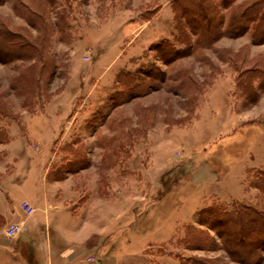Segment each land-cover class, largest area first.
I'll list each match as a JSON object with an SVG mask.
<instances>
[{
  "label": "rangeland",
  "instance_id": "374dc122",
  "mask_svg": "<svg viewBox=\"0 0 264 264\" xmlns=\"http://www.w3.org/2000/svg\"><path fill=\"white\" fill-rule=\"evenodd\" d=\"M181 1L0 0V175L20 152L37 161L65 205L100 229L88 245L116 262L126 254L118 264H246L224 243L226 227L197 218L232 202L264 213L250 183L264 169V91L245 106L236 87L239 72L264 62V43L252 30L193 35L175 20ZM223 1L212 19L220 32L253 0ZM3 33L43 57L17 59ZM234 243L264 264V234Z\"/></svg>",
  "mask_w": 264,
  "mask_h": 264
},
{
  "label": "crops",
  "instance_id": "0c3cea01",
  "mask_svg": "<svg viewBox=\"0 0 264 264\" xmlns=\"http://www.w3.org/2000/svg\"><path fill=\"white\" fill-rule=\"evenodd\" d=\"M60 129H51L46 135L60 133ZM25 156L20 152L9 159L10 172L0 175V264H118L126 258L119 251L116 262L112 252L103 257L97 243L88 245L100 229L82 220L79 207L68 208L66 194L58 196L59 181H49L37 170V161ZM25 202L34 208L30 214L22 207ZM10 224L18 226L12 235L6 233Z\"/></svg>",
  "mask_w": 264,
  "mask_h": 264
},
{
  "label": "trees",
  "instance_id": "16d2710c",
  "mask_svg": "<svg viewBox=\"0 0 264 264\" xmlns=\"http://www.w3.org/2000/svg\"><path fill=\"white\" fill-rule=\"evenodd\" d=\"M175 4V2H174ZM228 7L230 4H225L223 0L217 2L216 0H188L181 1L177 6H174L175 20L182 24L184 28L189 29L193 35H199L198 32L214 33L211 40L217 39L220 35H228L230 37H238L245 32L252 30L251 41L254 44L264 43V0H253L244 5L236 6L230 14L227 21V26L224 31L220 32V25L216 26V22L220 24V21L215 19L212 23V19L218 15V5ZM196 15V20L192 16H186L187 13ZM200 17V18H199ZM184 19V22H181ZM209 23L202 24V20ZM211 20V21H210ZM201 22V23H200ZM195 23L197 25H195ZM5 41L4 45L12 55H15L17 59L31 58L33 54H36L38 59L42 58L41 48L32 41L24 39L20 35H14L13 37L2 34ZM6 37V38H4ZM15 38V39H14ZM200 38L195 39V42H199ZM207 39V38H206ZM183 41V40H182ZM209 39H207V42ZM184 42V41H183ZM187 46V45H185ZM178 51V49L176 50ZM170 52L175 53L174 46L168 47V49L159 51L161 58L167 57ZM177 53V52H176ZM177 55V54H176ZM179 56V55H178ZM256 83L253 86V83ZM236 87L239 94L243 97V105H251L257 102L259 92L264 91V62L258 61L255 66L239 72L236 78ZM2 131L0 132V135ZM1 140V139H0ZM1 142V141H0ZM250 183L264 193V169H260L258 173L251 178ZM264 208V205H260ZM260 208L245 204L242 202H232L230 206L214 204L205 208H202L198 212L197 221L202 225H207V222L215 223L212 225L214 228L219 226L226 227L228 235H225L222 231L223 241L229 248V252L236 260L249 264L250 257L238 256V253H234L231 249L232 246H236L235 240L240 239L243 243L248 237H254L256 234L262 236L264 234V213L260 212ZM239 246V244L237 245ZM241 247V245H240ZM257 247V246H256ZM249 246V253H252L255 248ZM237 248V247H234ZM237 251V250H236ZM193 260L183 259L178 264H193Z\"/></svg>",
  "mask_w": 264,
  "mask_h": 264
},
{
  "label": "built area",
  "instance_id": "2783aa9c",
  "mask_svg": "<svg viewBox=\"0 0 264 264\" xmlns=\"http://www.w3.org/2000/svg\"><path fill=\"white\" fill-rule=\"evenodd\" d=\"M22 207L25 211H27L28 213L31 212L33 210V207H31L28 203H22ZM18 226L16 224H10L7 227L6 233L8 235H12L16 230H17Z\"/></svg>",
  "mask_w": 264,
  "mask_h": 264
}]
</instances>
